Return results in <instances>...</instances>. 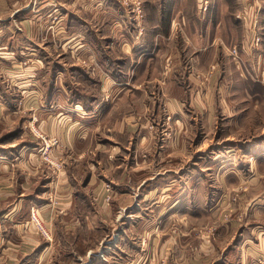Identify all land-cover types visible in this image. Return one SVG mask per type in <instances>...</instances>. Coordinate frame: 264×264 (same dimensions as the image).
<instances>
[{
    "label": "crops",
    "instance_id": "crops-1",
    "mask_svg": "<svg viewBox=\"0 0 264 264\" xmlns=\"http://www.w3.org/2000/svg\"><path fill=\"white\" fill-rule=\"evenodd\" d=\"M101 8L106 6L92 0H0V132L9 128L6 137L10 132H17V122L23 117L11 107L18 104L17 91L25 89L30 95L24 104L41 106L40 121L47 132L49 123L56 122L53 126L61 136L63 147L71 149L69 154L74 162V169L69 165L66 175L64 172L58 178L47 166L35 165L36 152L31 141L10 142L8 146L0 142V204L7 203L0 208V223L6 220L10 223L6 236L0 229L4 256L10 258L11 264H19V256L26 259V264L33 260L34 244L39 240L33 238V230L25 228L21 220L28 217L32 205L45 202L47 192L55 187L61 202L74 203L78 208L65 211L67 217L82 219L90 234L97 233L103 223L114 220L117 212L126 210L120 229L113 234V230L107 232V237H111L106 239L104 247L123 252L126 258L137 250L138 264L148 260L146 251L150 250L154 253L150 263L158 257L156 264H264L262 165L248 159L243 167L250 174L243 177L240 173L243 167L235 161L240 154V143L250 146L244 147L243 154L251 156L255 151L252 141L257 136L243 134L252 129L257 107L264 102L261 95L264 92L255 89L257 82L264 87V52L253 44L254 55L251 56L243 44L241 63L246 70L230 66L231 62L239 61L232 58L222 36L211 39L209 33L202 34L200 47L191 42L196 49V60L200 59V67L206 73L210 70L211 52L222 48L219 59L222 73L215 71L213 77L209 76L200 84L191 71L183 69L185 64L175 50L173 54L178 57H173L174 68L170 70L169 81L157 78L158 82L147 83L146 57L140 47L145 41L143 32L135 27L132 33L124 18L96 16ZM40 9L54 14L61 11L60 16H55L59 17L56 26L60 25L55 35L35 32L33 21L37 25L43 18L38 14ZM139 23L137 20L136 24ZM239 40L247 42L240 37ZM45 42L57 51L55 45L61 42V59L50 56L52 49L49 44H43ZM154 45L156 48L157 43ZM248 65L257 69L258 77H254ZM42 67L47 68L44 73L56 67L60 85L53 83L47 87L41 83L38 75ZM107 72L112 75V82L104 81L103 75ZM103 90H107L106 94ZM60 91L61 97L55 98ZM168 100L172 101L173 109L164 108ZM44 106H56L58 114H50L49 108L46 110ZM60 106L71 113L60 114ZM116 107L121 108L115 117L109 115L111 123L104 131H98L99 123L103 122L102 114L114 113ZM125 121L136 122L137 128H121ZM151 121L162 122L165 129L149 130L147 126ZM20 132L27 133L22 127ZM199 134H207L204 144L209 137L220 138L217 144L228 140L231 144L225 148L207 145L199 154V149L194 147V138ZM244 137L245 141L239 142ZM212 155L221 156V161L210 162L207 158ZM233 177L236 180L231 184ZM105 183H110L114 189L111 203L103 200ZM227 186L229 191L225 190ZM240 186H244V190L238 205L234 203L231 207L230 220H217L216 242L195 245V234L206 237L210 233L214 228L210 217L220 216V210L230 201V191ZM216 187L221 191L218 198L216 191L213 192ZM215 202L219 204L211 209ZM86 203L89 208H81V204ZM142 203H147L148 212L153 208L159 212L155 217L158 226L147 233L139 226L134 229L129 220L130 209L141 208ZM44 206L46 204L39 205ZM43 211L52 218L55 216L52 207ZM194 217H199L201 224L195 226ZM167 219L169 227L162 231L160 227L167 226ZM173 223L179 225V233L172 230ZM83 230L74 226V232L83 233ZM139 236H143L142 242ZM147 236L154 237L150 245L144 246ZM83 243L78 233L76 245ZM45 247L39 250H43L42 258L36 264H61L59 256L45 257ZM91 250L88 248L86 253Z\"/></svg>",
    "mask_w": 264,
    "mask_h": 264
},
{
    "label": "rangeland",
    "instance_id": "rangeland-1",
    "mask_svg": "<svg viewBox=\"0 0 264 264\" xmlns=\"http://www.w3.org/2000/svg\"><path fill=\"white\" fill-rule=\"evenodd\" d=\"M98 1L99 3H103L106 8H101L96 16L104 14L107 18L120 19L124 18L127 23V29H130L132 33L134 32L135 27L138 28L139 32H143L145 37V41L141 43L140 47L145 52L146 57V69H144V76L148 82H158L157 78L161 80L169 81L170 78V70L173 69V57L182 58L183 69L187 71H191L195 79L201 82L208 79L210 76L213 77L215 71L222 73V69L220 66V53L222 52V48H216L215 51L211 52V61L208 64L210 70L208 72H203V69L200 67V59H197L196 49L193 47L191 42L194 43L195 46L200 47L202 43V34L209 33L211 35V39L222 36L220 38L224 39V45L229 46L231 56L233 59L238 60L239 62H231L230 66L234 65L236 67H243L246 70L245 65L241 62V46L246 44L245 49L246 52L250 53L249 55H254L253 44L259 46L260 49L264 52V0H92ZM260 1V2H259ZM36 2V1H35ZM37 5L39 1L36 2ZM111 6V7H108ZM38 8V7H37ZM120 8H122L120 10ZM44 9L38 10V14H42V20H38L37 25H34V29L36 33H44V34H53L55 35L60 25L56 26L57 19L55 16H60L61 11L58 10L55 14L53 12H46ZM36 18V17H35ZM35 18L33 20H35ZM48 20V22H47ZM137 20L140 21L139 25H137ZM30 23V22H29ZM189 34L190 36H186ZM245 39L247 42L239 40ZM155 41V42H154ZM49 44L45 42L43 44ZM155 43H157V47L155 48ZM213 44V43H212ZM218 46V43L214 44ZM48 47L52 49V53L50 56L52 58L61 59V42H57L55 47L58 49L55 50L53 45L49 44ZM178 50H177V49ZM226 48H223V50ZM233 49H237L238 56L235 57L233 54ZM177 51V55L173 54L174 51ZM245 51H243V56H245ZM60 53V56H57ZM221 57L224 60V55L221 54ZM43 60V58H41ZM57 60V59H56ZM197 61V62H195ZM61 62V61H60ZM25 65V64H23ZM249 69L254 77H258L257 69L254 66L248 65ZM42 71L38 75L40 77V82L47 84V87H51L53 83L55 86L60 85L59 75L57 72V68H51L48 73H44L47 71L46 67L41 68ZM214 70V72H213ZM205 71V70H204ZM6 74V73H5ZM7 77L10 75L6 74ZM222 75V74H221ZM104 81L112 82V75L107 72L103 75ZM29 79L32 78L29 76ZM59 81V82H58ZM31 85V84H30ZM261 82H257L255 84L256 90H261L264 92V87L261 88ZM54 88V87H52ZM107 91V90H106ZM106 91H102L106 94ZM18 94V104L17 106L11 107L12 110H17L16 112L20 114L23 118L18 120V130L13 133L10 132L11 135L7 136L5 133L9 132V128H6L4 131L0 132V142L1 144H5L8 146L10 142L12 143H22L24 140H29L35 146L33 147L36 152L33 156V161L37 167L39 166H47L50 171L56 175V177L60 176L65 172H68L70 165L71 169H74V162L72 160L71 149L67 151L65 147H63V142L61 141V136L58 135L56 131V122L49 123V132L45 130V127L41 124V106H26L24 104V100L30 95V92L21 89L17 91ZM264 98V93H261ZM55 98L61 97V91L59 94L54 95ZM260 97V96H258ZM174 101L178 102V99H174ZM22 103V104H21ZM173 103L171 100H168V103L165 104L164 108L171 107L173 109ZM44 109L47 110L49 108L50 114H58L56 106H44ZM105 108V107H100ZM121 107H116L114 113H103L102 119L103 122L99 123L98 131H104L106 126L111 123V118L109 115H113L115 117L116 112ZM45 110V111H46ZM257 115L256 121L251 123L252 129L246 132V135L243 136L248 137L252 135H256V139H253V144L255 151L251 153V156L243 154L244 147L247 145L240 143V154L237 155L235 161L241 163V167L245 165L246 161L256 162L261 166L260 176H264V102L259 104L257 107ZM48 112V111H47ZM60 114L68 115L71 113L66 108L60 106L59 109ZM110 118V119H109ZM108 119V120H107ZM169 121H172V117L168 115ZM82 124L84 121H81ZM168 126L169 122L167 123ZM167 126V127H168ZM20 127L27 131L26 134H21ZM128 130H133L136 127V122L125 121L122 123V127ZM149 130H157L162 131L165 129V124L160 121H151L149 126H147ZM19 131V133H18ZM214 131V129H213ZM211 131V136L214 133ZM169 135V134H168ZM27 136V138H25ZM207 134H199L194 138V147L195 149H199L200 151L206 147L207 145L210 148L219 147L225 148V146H229L231 143L228 141L223 142L222 144H217V137H209L207 139V144L203 143ZM218 136V133L216 134ZM239 139V142L245 141L246 138ZM250 140L249 138H247ZM220 142V140H219ZM203 143V144H202ZM0 144V146H1ZM20 145V144H18ZM204 145V146H203ZM248 147V146H247ZM246 147V148H247ZM250 147V146H249ZM248 147V148H249ZM208 154V153H207ZM198 157L196 154L195 159ZM221 156H209L210 162H220ZM30 159V158H29ZM32 159V158H31ZM30 162L32 163V160ZM205 160V158H204ZM37 162V163H36ZM244 163V164H243ZM242 168L240 171L243 174V177H246L250 174L248 169ZM214 172L219 173L218 170H214ZM257 173V171H256ZM61 178V177H58ZM236 180V178H232L231 184ZM210 182V178H209ZM239 183V182H238ZM243 185V183H240ZM239 184V185H240ZM238 186V185H236ZM213 186H211L212 188ZM232 187H230L231 189ZM236 188V187H235ZM233 188L230 191V201L225 203V208H222L220 211V216L217 218H211L210 225L212 224L214 228L210 230V233L206 235V237H202L200 234H195L194 243L195 245H203V244H211L215 243L217 240V232L215 226L217 227L218 221L221 220H230V215L232 214V205H238L241 193L244 190V186H240L237 189ZM106 194L103 196V200L106 203H111L113 199V186L110 183H105ZM196 189V187H195ZM216 191V198L221 195V191L219 188H214L213 192ZM226 191H229L228 186L225 187ZM47 200H43V203H35L32 205L28 211V217L23 218L21 221L24 222L25 228L33 230V238L39 240L38 244H34V258L30 262V264H36L37 261L42 258V251L40 249H44L45 246L51 245L50 248L45 247L47 250L45 257L48 256H59L61 257V264H80V263H89L91 260H94L92 264L97 262V264H138L137 257L139 255L138 251L135 250L131 257H123V252H117L112 250L111 248H105V241L109 239L111 236L107 237V232L112 231L116 232V230L120 229L121 220L126 213V210L119 211L115 214L114 220H109L107 223H103V226L97 229V233H91L87 225H85L82 219H73L72 217H67L65 211H69V209H78L75 207L74 203H63L60 201L59 196L57 195L56 188L53 187L52 190L48 191L45 198ZM238 197V199H237ZM219 202V201H218ZM215 202L212 208L217 206ZM7 203L0 204V208L6 206ZM40 204H46L44 207H39ZM219 204V203H218ZM230 204V205H229ZM80 203H77L79 206ZM99 205V204H98ZM147 203H142V207H132L128 214H131L129 218L130 222H133L134 229L136 226H139L142 230L152 231L151 229L158 226V220L155 219L159 212L156 211V208H153L152 211L148 212L145 209ZM221 205V202H220ZM234 206V205H233ZM47 207L53 208V213L55 216L52 218L50 214L44 212L43 209ZM219 207V206H218ZM81 208L88 209L89 206L86 204H81ZM70 209V210H71ZM158 210V209H157ZM234 211V210H233ZM67 213V212H66ZM138 215V216H134ZM117 218V219H116ZM183 221V219H180ZM208 220V221H209ZM81 221V222H80ZM112 221H114L112 223ZM194 225L197 226L201 224V220L199 217H194L193 219ZM179 223V222H178ZM180 224V223H179ZM9 221L6 220L3 223H0V229L5 231V236L9 231ZM82 227V231L78 232L84 243L82 245H76V237L78 233L74 232V226ZM115 225V226H114ZM164 225V224H163ZM179 226L176 223L172 224V230L176 232H180ZM169 227V220L167 219V226H161L160 228L166 230ZM264 227V225H263ZM116 228V229H114ZM264 231V228H262ZM89 231V232H88ZM74 232V233H73ZM110 233V232H109ZM154 236H147L146 243H142L144 246L149 244ZM140 241H143V236H139ZM60 240V242H59ZM204 240L206 243H204ZM75 241V242H74ZM89 243L91 247H89ZM133 245V244H132ZM147 245V246H148ZM3 246V245H2ZM88 248L92 249V252H87ZM61 251V254L59 252ZM112 251V252H111ZM31 253V254H32ZM97 253V254H96ZM148 254V260L146 262H142L143 264H156L155 258L154 263H150L153 259V251H146ZM158 253V252H157ZM4 252H2V247L0 246V264H11L9 261V257L6 258L4 256ZM96 254V255H95ZM131 254V252H130ZM22 257V256H21ZM19 256V264H26V259H22ZM97 257V259L95 258ZM96 259V260H95ZM7 260L9 261L7 263ZM41 260V259H40ZM39 260V261H40ZM16 261V260H15ZM164 259H161V262ZM141 263V264H142ZM15 264V263H14Z\"/></svg>",
    "mask_w": 264,
    "mask_h": 264
},
{
    "label": "built area",
    "instance_id": "built-area-1",
    "mask_svg": "<svg viewBox=\"0 0 264 264\" xmlns=\"http://www.w3.org/2000/svg\"><path fill=\"white\" fill-rule=\"evenodd\" d=\"M232 52H233V54H234V56H235V57H237V56H238V51H237V49H233V51H232Z\"/></svg>",
    "mask_w": 264,
    "mask_h": 264
}]
</instances>
